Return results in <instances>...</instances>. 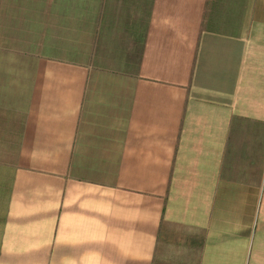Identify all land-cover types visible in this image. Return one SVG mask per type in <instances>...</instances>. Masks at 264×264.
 Returning a JSON list of instances; mask_svg holds the SVG:
<instances>
[{
  "label": "crops",
  "instance_id": "0c3cea01",
  "mask_svg": "<svg viewBox=\"0 0 264 264\" xmlns=\"http://www.w3.org/2000/svg\"><path fill=\"white\" fill-rule=\"evenodd\" d=\"M171 230L264 264V0H0V264H155Z\"/></svg>",
  "mask_w": 264,
  "mask_h": 264
},
{
  "label": "rangeland",
  "instance_id": "374dc122",
  "mask_svg": "<svg viewBox=\"0 0 264 264\" xmlns=\"http://www.w3.org/2000/svg\"><path fill=\"white\" fill-rule=\"evenodd\" d=\"M100 40H104V39H100ZM124 40L126 39H122V38L105 39V45L107 47L105 49L111 50L112 46L113 48L114 46L115 47L121 46L122 44H124ZM41 41L46 42L47 40L42 39ZM81 41L82 39L80 38L72 39L71 44H72V48L74 52L77 53L79 51V45ZM87 41H88V45L91 44L95 47L96 39H87ZM136 49H137L136 52H138L139 46H137ZM106 54L107 55L105 54L103 55L105 60L108 61L109 63H115V65H116L115 60H118L119 57L121 58L122 56L125 55V54H116V53L115 54L106 53ZM137 55L138 53H136V56ZM115 68H119V67H115ZM120 72H127V71L124 69H121ZM169 234L171 235V238L168 239V245L163 249V253L159 256L158 261L155 262V264H199L198 256H199V250H200V246L202 242V236L197 235L195 236V238L184 239L186 236L185 232L180 231L178 233L174 230H171ZM176 235H178L179 239H176L177 238Z\"/></svg>",
  "mask_w": 264,
  "mask_h": 264
}]
</instances>
